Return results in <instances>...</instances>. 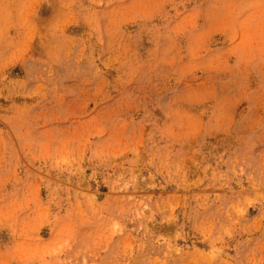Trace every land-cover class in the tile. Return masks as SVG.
I'll return each mask as SVG.
<instances>
[{
	"label": "rangeland",
	"instance_id": "374dc122",
	"mask_svg": "<svg viewBox=\"0 0 264 264\" xmlns=\"http://www.w3.org/2000/svg\"><path fill=\"white\" fill-rule=\"evenodd\" d=\"M0 264H264V0H0Z\"/></svg>",
	"mask_w": 264,
	"mask_h": 264
}]
</instances>
